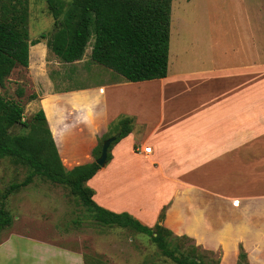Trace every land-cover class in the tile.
<instances>
[{
	"label": "crops",
	"instance_id": "1",
	"mask_svg": "<svg viewBox=\"0 0 264 264\" xmlns=\"http://www.w3.org/2000/svg\"><path fill=\"white\" fill-rule=\"evenodd\" d=\"M260 6L241 14L230 42L217 38L211 43L207 64L198 72L171 73L169 65L164 79L132 83L93 63L89 55L86 78L100 77L97 83L55 90V81L47 76L52 90L38 96L36 104L69 171L95 161L94 151L112 121L124 114L136 118L133 132L114 145L110 161L87 182L100 207L128 213L148 227L164 213L165 228L207 251L239 254L242 246L247 254H264ZM179 29L185 30L182 24ZM145 146L152 148L150 154L139 152ZM156 178L162 186L157 184L149 197V183ZM55 255L41 254L40 259ZM68 255L73 264H83L81 254Z\"/></svg>",
	"mask_w": 264,
	"mask_h": 264
},
{
	"label": "rangeland",
	"instance_id": "2",
	"mask_svg": "<svg viewBox=\"0 0 264 264\" xmlns=\"http://www.w3.org/2000/svg\"><path fill=\"white\" fill-rule=\"evenodd\" d=\"M63 1L67 8L72 2ZM259 4L262 7L257 11V26L264 21V0H173L169 56L171 73L175 69L184 74L200 71L207 64L205 53L209 52L211 43L217 38L230 42L238 32L237 26L241 25V14ZM29 14L30 39L36 40L42 35L47 38L31 49L32 67L18 66L0 86V93L7 100L24 107V120L27 122L39 110L36 104L38 96L52 90L47 76L55 81V90L58 87L64 89L95 84L100 79L86 78L87 72L91 71L89 55L93 41L87 47L84 61L65 63L47 47L56 30L47 0H29ZM180 24L184 26L183 32L179 29ZM118 118L110 123V134L115 133ZM27 131L20 127L10 129L14 135ZM31 172L32 169L21 161L11 158L0 160V195L11 184L23 182ZM161 182L158 178L151 179L149 197H153L157 184L162 186ZM234 204L238 205L239 201ZM6 209L13 216V223L0 234V244L13 235L0 248V264H73L68 259L71 253L81 254L83 264H176L163 255L149 236L132 229L100 225L68 186L55 184L43 176H35L30 185L14 192L7 201ZM30 237L41 241L38 243L42 247ZM168 241L177 245L182 253L202 259L204 264H239L242 252L247 258L241 264H264V254H247L242 246L239 254H220L207 251L194 240L174 233ZM47 246L49 252H55L56 258L41 260V254H51L46 253Z\"/></svg>",
	"mask_w": 264,
	"mask_h": 264
},
{
	"label": "trees",
	"instance_id": "3",
	"mask_svg": "<svg viewBox=\"0 0 264 264\" xmlns=\"http://www.w3.org/2000/svg\"><path fill=\"white\" fill-rule=\"evenodd\" d=\"M172 2L72 0L67 8L63 0H47L56 24L47 47L63 62L75 63L83 60L93 41L91 61L126 81L164 79L169 71ZM29 16V0H0V86L18 66H30L31 47L47 38L42 35L39 39H30ZM117 121L115 133L99 141L94 151L95 161L69 171L62 163L44 111L39 110L27 122L24 107L0 93V160L11 158L32 169L23 182L11 184L0 195V234L13 223V216L6 209L8 199L39 175L68 186L100 225L132 229L149 236L163 255L176 264H204L202 259L182 253L177 245L168 241L173 232L162 225L164 213L151 228L128 213L108 211L93 200L94 191L87 182L101 169L96 160L101 156L103 143L110 137L116 138L108 151L109 162L114 145L131 134L136 126V118L132 116H120ZM15 127L28 131L14 135L10 129ZM239 258L241 264L247 256L242 252Z\"/></svg>",
	"mask_w": 264,
	"mask_h": 264
},
{
	"label": "water",
	"instance_id": "4",
	"mask_svg": "<svg viewBox=\"0 0 264 264\" xmlns=\"http://www.w3.org/2000/svg\"><path fill=\"white\" fill-rule=\"evenodd\" d=\"M115 137H110L103 143L101 156L96 160V163L100 167H104L107 164L108 151L110 146L115 142Z\"/></svg>",
	"mask_w": 264,
	"mask_h": 264
},
{
	"label": "built area",
	"instance_id": "5",
	"mask_svg": "<svg viewBox=\"0 0 264 264\" xmlns=\"http://www.w3.org/2000/svg\"><path fill=\"white\" fill-rule=\"evenodd\" d=\"M152 151V148L150 146H145L143 150H139V152H144L145 154H150Z\"/></svg>",
	"mask_w": 264,
	"mask_h": 264
}]
</instances>
